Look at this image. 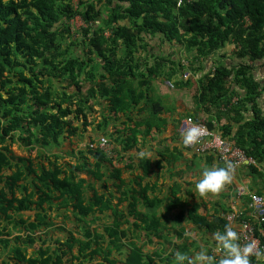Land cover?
<instances>
[{
	"label": "trees",
	"instance_id": "16d2710c",
	"mask_svg": "<svg viewBox=\"0 0 264 264\" xmlns=\"http://www.w3.org/2000/svg\"><path fill=\"white\" fill-rule=\"evenodd\" d=\"M74 1L0 0V222H6L0 225V249L8 255L0 264H84L98 257L96 264H113V251L124 252L122 264H188L196 242L164 238L166 221L138 209L139 203L153 205L157 199L149 198L147 187L137 181L140 192L121 179L120 170L110 168L111 159L101 149L90 145L86 151L79 149L74 164L58 162L62 155L50 152L86 131L91 124L87 115L101 100L108 113L95 123L96 129L111 139L117 133L114 141L124 143V150L131 148L138 134L146 135L165 122L159 115L161 98L150 95L151 80L159 76L169 80L185 69L193 74L202 68L201 59L214 56L212 69L198 78L191 74L174 81L179 88L188 87L197 101L186 116L199 121L198 110L213 113L222 136L255 159L256 165H245L248 172L264 180V107L259 104L264 82L255 74V63L264 59V0H183L178 6L177 0ZM77 16L83 26L80 37L72 39L67 37L69 21ZM154 37L167 41L171 51L152 54L154 63L147 66L139 52L153 51L149 41ZM227 45L234 48L233 62L231 57L225 61L221 53ZM177 49L186 63L175 58ZM231 112L234 121L244 120L234 132L223 121ZM243 114L248 117L244 119ZM116 123L123 124V129L110 132L108 126ZM204 123L216 127L211 120ZM14 142L36 149L35 159L40 161L16 155L10 148ZM140 165L146 173L150 162L143 159ZM81 171L88 178L81 177ZM109 181L119 196L95 187L100 182L105 188ZM86 189L92 195L87 197ZM54 205L71 207L80 235L70 231L65 242L40 245L28 255L36 233L53 225ZM199 208L207 211L204 203L180 210L168 230L180 238L182 221H190L211 236L212 245L220 243L215 234L225 231L224 215L231 206L213 202V212L205 215L197 212ZM26 210H33L34 217L16 218ZM106 215L111 222L103 225L104 232L87 224ZM130 217L142 224L130 223ZM240 218L248 215L242 213ZM127 223L131 225L124 227ZM141 232L147 240L138 245ZM255 234L260 240L259 255L248 261L264 264V220ZM152 237L157 244L145 250L144 243H153ZM178 253L183 261L177 260Z\"/></svg>",
	"mask_w": 264,
	"mask_h": 264
},
{
	"label": "crops",
	"instance_id": "0c3cea01",
	"mask_svg": "<svg viewBox=\"0 0 264 264\" xmlns=\"http://www.w3.org/2000/svg\"><path fill=\"white\" fill-rule=\"evenodd\" d=\"M149 42L150 45L154 46L153 51H150L148 54H146V52L143 50L139 52L143 61L142 63H146L145 65L147 66H151L154 63V59L151 57L152 54H160L161 49L164 55H166L168 51H171L169 48V43L167 41L162 42L159 37H154ZM176 48H173V50ZM179 52L180 51L178 50L175 54V58L177 60L179 58H183ZM233 52L234 48L232 45H227L223 51H221V53L225 56L224 60L227 62L230 60H232V62L234 61L232 58ZM230 57L232 59L228 60ZM214 60V56L203 60L201 59V62L199 63L202 65V68L193 74L190 72V75L192 74L194 78H198L202 73L212 69ZM181 61L186 62L185 59H182ZM255 64V74L258 75V79H260V81L263 83L264 59L257 61ZM166 65L167 64H165V66ZM140 70L144 71L145 66H142ZM181 74L182 72H180V75L177 73L169 80L166 79L165 76H159L151 80V87L153 88V91L150 90V95L161 98L160 104L162 105V111L159 113V115L165 120L163 125H161L159 128L153 126L146 135L138 134L137 141L131 148H128L127 150H124V143H118L114 141V139L118 136L117 133L113 135V139L109 138L108 136H104L112 140L114 144L115 155L113 157H109L111 159V164L109 166L110 168H118L120 170L121 179L134 187L136 191L140 192L141 186L147 187L146 195L153 200L157 199V203L153 205H141L139 203L138 209L143 212L156 213L157 216L161 217V220L166 221L165 226L167 230L165 231L168 232H165L164 238H170L176 243H180L185 238H187L188 241L192 243L194 241H200L198 244L196 243V247H198L196 255L193 253L190 259L197 261V259L193 258V256L197 257L200 252H203L206 256L211 257L212 260L214 259L215 261H219L226 255L227 251H225V253H219L215 251V245H212L213 243L211 236L204 231H200L195 228V226L190 221H182V227L184 230L180 238H176L174 234L168 230L174 226V215L180 210H185L186 212L189 206L193 203L205 204L207 211H204L202 208L197 209V212L202 215L213 212V202L226 203L234 209H243L247 203L248 197L247 194L237 196V189L246 188L247 191L252 192L260 190L262 193H264V180L258 176L257 179H255V175L250 174L247 170V167L244 165L242 167H238L235 171L230 173L231 180L226 182L218 192L206 193L205 195L201 196L195 190V184L201 178L202 171L205 168L214 166L220 167V165L217 163L214 156L197 155L187 149L182 143V138L177 132L179 120L182 117H185L187 113H192L194 108L197 107V101L194 99L190 89L188 87L179 88L174 84L175 79L179 76L181 77ZM86 88L87 86L85 89ZM155 100H157L156 97ZM259 104L264 107V92L261 95ZM94 109L98 114L97 119H94V122L88 125L86 131L83 132L85 133L83 142L86 146L90 143L95 144L97 140L103 136V134L96 129L95 123L101 119L102 115H106L108 113V110L105 107V100H101V104L95 105ZM232 115L233 112L224 116L223 121L230 124L231 130L234 132L238 125L244 120L240 119L239 122H236L233 120ZM247 117L248 116L245 114L244 119ZM199 118L211 120L216 125L215 129L219 130L217 128L219 122L216 123L213 113H207L202 110H198V119ZM123 119L124 117H122V120ZM123 127L124 125L121 123H116V126H113V124L108 126L110 132H113L116 129L122 130ZM122 139L123 138L121 136L120 140L122 141ZM54 152L60 153L56 150H51L50 154ZM115 157L117 158L115 159ZM143 159H146L150 162L146 173L143 172L140 165V161ZM135 181H137L141 186L135 184ZM108 186L109 184L107 183V190L104 191L107 194L110 191ZM113 193L119 196L118 192L113 191ZM260 195L264 196V194ZM122 203L125 204V202ZM121 207L122 206L119 205V208ZM20 213L23 214L24 211H21ZM27 216L29 215H25V217ZM134 221L141 223L140 221L135 220L133 217L129 218L130 223H133ZM124 227L127 226L125 225ZM146 240L147 239L145 237L144 241ZM152 240L153 243H146L149 246L152 244L156 245L157 238L152 237ZM167 252H170V250H167ZM167 252L165 251V253ZM217 257H220V259H217ZM207 262L209 261H197L196 264H206Z\"/></svg>",
	"mask_w": 264,
	"mask_h": 264
},
{
	"label": "built area",
	"instance_id": "2783aa9c",
	"mask_svg": "<svg viewBox=\"0 0 264 264\" xmlns=\"http://www.w3.org/2000/svg\"><path fill=\"white\" fill-rule=\"evenodd\" d=\"M183 0H177V6ZM186 63V62H185ZM184 63V64H185ZM190 75V71L185 69L182 71L181 77L186 79ZM196 125L201 128V134L194 144L184 145L187 149L197 155H213L220 167H229L230 173L238 167L244 165H256V161L252 156L246 153L238 146L234 145L226 137L222 136L219 130L210 128L202 121H195L191 116L182 117L177 126V132L182 138V133L189 127ZM90 147L101 149L108 157L115 155L113 142L104 136H101L95 144L90 143ZM237 196L247 194V203L243 209H234L224 215L228 225L235 233L236 240L241 250L249 244L252 249L247 253L248 258L257 257L260 249V240L256 236L257 225L264 220V196L247 191L246 188H239L236 192ZM244 213L248 218H240ZM215 251L222 252V244H215Z\"/></svg>",
	"mask_w": 264,
	"mask_h": 264
},
{
	"label": "rangeland",
	"instance_id": "374dc122",
	"mask_svg": "<svg viewBox=\"0 0 264 264\" xmlns=\"http://www.w3.org/2000/svg\"><path fill=\"white\" fill-rule=\"evenodd\" d=\"M76 1L77 0H75L74 2L76 3ZM82 26H83V22L80 19V17L77 16L74 19L70 20L69 21V34H67V37L70 35L72 39L79 38L80 37L79 29ZM70 49L73 50L74 46H71ZM78 50L80 51V48H78ZM54 82H55V84L58 87L61 86V83H58L56 81H54ZM85 87L86 86L83 87V90H85ZM72 89H73L72 87H69V88H67V91L71 92ZM97 116H98V114H97V112L94 109L93 112L88 113L87 121L93 123L94 119H97ZM199 120L204 122V119H202V118H199ZM81 122H83V121L81 120L80 123ZM77 123H79V122L78 121L74 122V124H77ZM81 128L83 129L84 127L81 126ZM86 129H87V127H86ZM83 132H85V131H83ZM83 132H82V134L80 136H73V137H71L69 139H65L64 142L61 144V146L56 148V151L60 152L59 154L62 155L59 158L58 162H61V163L62 162H70V163L74 164L77 161L76 157L78 156L76 152L79 149L86 151V145H84V142H83V139L85 137V133H83ZM10 148L16 155L28 156V157H31V158H34V159H35V156L37 154L36 149H31L30 150V149L22 146L20 143L18 144L17 142L10 143ZM71 152L74 153V154H71ZM116 158L117 157H115V159ZM35 161H40V160H38V159L36 160L35 159ZM78 173H79V175L81 177L88 178V176L85 174L84 171L83 172L81 171V172H78ZM254 178L257 179V175H255ZM108 184H109V186H108L109 189L111 191L116 192V189L114 188V186H111V181H109ZM95 187L99 191H103L104 192L105 190H107L106 187L105 188L102 187L100 182L95 183ZM91 194H92L91 190L90 189H86L85 195L88 197ZM114 201H116L115 198H114ZM122 204H120V206H122ZM50 213H51V218H52V221H53V225L50 228H48V229L44 228L45 231H43L42 234H38V232L36 233L37 236L35 237V240L32 242V246L27 248V254L28 255L32 254L33 250L36 249L40 245H44V246L49 245L51 247L58 246L60 244V242H65V240L69 236V232L70 231H73V232L75 231V235L76 236L80 235V233L76 230V228L74 226L77 223L75 222L74 216L72 215L71 207H68V208H63L62 207L61 208V207H57V205H54V207H53V209L51 210ZM27 214L29 216L25 217V215H27ZM33 216H34V211L26 210V211H24L23 214L19 213V216H16V218L23 217L25 220H27L28 218H32ZM110 222H111V218L106 215L104 217L101 216L99 218H96L95 221H93V222L92 221H88L87 224L90 227L94 228L96 231L104 232L103 231V225H105L107 223H110ZM4 224H6V222L4 220H2L0 222V225H4ZM125 225L126 226L127 225L130 226L131 224L127 223V224H124V226ZM37 231H39V230H37ZM17 232H18L17 230H13V234H15ZM129 238H131V235H129ZM58 240H59V242H57ZM144 240H145V236H144L143 232H141V236L138 239L137 244L138 245H142ZM198 242H200V241H198ZM198 242H196V243L198 244ZM144 244H145V247H144L145 250L147 249V250L151 251L152 248L155 247V245H153V244L151 246H149L147 243H144ZM197 249H198V247H193V248L191 247L192 252L189 254L190 255L189 258H191L193 253H195L194 255H196ZM72 251L76 252V246L72 248ZM164 252H162V253H164ZM66 257H70V253H68ZM110 257L116 259V262L113 263V264H122V261L124 259V252L119 254L116 251H113V253H112V255ZM3 258L8 259V255L6 254L5 251L0 249V260L3 259ZM193 258H196V256H193ZM98 261H99V257L95 258L92 261H86L84 264H96ZM196 262L197 261H193L192 259H190L188 261V264H196ZM105 264H107V263H105ZM160 264H165V263H164V261H162ZM170 264H171V262H170ZM181 264H183V263H181Z\"/></svg>",
	"mask_w": 264,
	"mask_h": 264
},
{
	"label": "clouds",
	"instance_id": "9594fccd",
	"mask_svg": "<svg viewBox=\"0 0 264 264\" xmlns=\"http://www.w3.org/2000/svg\"><path fill=\"white\" fill-rule=\"evenodd\" d=\"M201 134V128L193 125L182 133V143L184 145L194 144L197 142ZM231 180L229 167H210L205 168L201 173V178L195 184V190L201 195L206 193L218 192L221 187ZM216 239L222 244L223 248L227 250L226 255L218 261V264H249L247 253L252 249L249 244L241 250V247L235 243L236 233L225 226L223 233H216ZM259 255V253H257ZM198 262L211 261V257L206 256L200 252L196 257ZM177 260L183 261L184 256L177 254Z\"/></svg>",
	"mask_w": 264,
	"mask_h": 264
}]
</instances>
